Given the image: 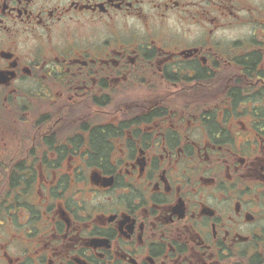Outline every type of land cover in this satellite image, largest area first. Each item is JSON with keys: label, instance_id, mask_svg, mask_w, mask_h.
<instances>
[{"label": "flooded vegetation", "instance_id": "1", "mask_svg": "<svg viewBox=\"0 0 264 264\" xmlns=\"http://www.w3.org/2000/svg\"><path fill=\"white\" fill-rule=\"evenodd\" d=\"M0 264H264V0H0Z\"/></svg>", "mask_w": 264, "mask_h": 264}]
</instances>
